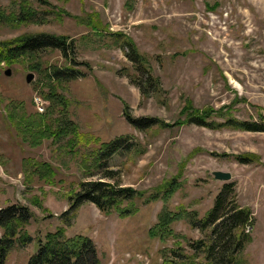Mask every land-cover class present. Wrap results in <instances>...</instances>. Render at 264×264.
I'll list each match as a JSON object with an SVG mask.
<instances>
[{"label":"rangeland","instance_id":"rangeland-1","mask_svg":"<svg viewBox=\"0 0 264 264\" xmlns=\"http://www.w3.org/2000/svg\"><path fill=\"white\" fill-rule=\"evenodd\" d=\"M26 6L31 20H12ZM39 33L65 37L66 56L43 48L0 63V208L21 205L32 215L22 227L32 240L15 243L3 264H25L37 240L58 228L65 238L89 237L98 264H160L161 248L189 256L195 253L189 244L203 241L208 231L189 218H202L227 182L234 201L254 218L241 256L245 264H264V132L172 124L186 103L212 110L214 122L225 116L257 121L259 112L264 117V0H0V41ZM124 39L158 88L140 92L147 73L126 56ZM53 68L60 72L52 74ZM36 96L42 111L33 105ZM126 116L170 126L137 129ZM63 121L72 131L61 128ZM43 128L46 136L39 138ZM120 136L130 148L97 167L100 144ZM41 162L50 165L52 183L33 172ZM105 170L113 179L103 177ZM214 170L230 178L216 180ZM173 176L180 185L166 202L123 201L135 209L125 217L104 214L90 202L70 206L68 199L85 181L147 195ZM161 207L182 214L164 242L148 235ZM201 256L195 264H202Z\"/></svg>","mask_w":264,"mask_h":264},{"label":"trees","instance_id":"trees-1","mask_svg":"<svg viewBox=\"0 0 264 264\" xmlns=\"http://www.w3.org/2000/svg\"><path fill=\"white\" fill-rule=\"evenodd\" d=\"M21 17H14L16 23L28 22L33 16V11L28 6L20 9ZM127 48L126 56L133 62L136 69L147 73V78L143 84L139 85L141 93H145L149 87L158 88V80L152 77L144 67L143 60L136 52L134 46L129 40L122 42ZM55 48L64 56L69 51L68 44L63 36L39 33L27 34L10 40L0 41V63L10 64L15 59L35 54L38 49ZM33 69L37 67L33 66ZM72 69V68H71ZM60 70L53 68L51 73L56 75ZM51 96H56L49 92ZM212 110L191 109L189 104H185L179 111L178 117L172 123L181 125L183 123L194 124L197 126L207 127L209 129H218L228 127L242 131L264 132V117L259 112L257 121L238 120L232 116L226 117L221 122H214L210 115ZM10 119L12 116H9ZM21 117V116H20ZM182 117V118H180ZM126 119L137 129H146L151 126L166 127L170 124L162 122L154 117H140L137 119ZM72 131L69 122L63 121L61 128ZM58 130L56 137L61 133ZM47 128L37 131L38 137L46 136ZM126 137H116L108 142L100 144L95 154L96 166H102L103 160L111 154L130 148ZM239 162H246V158L234 156ZM28 163V161L26 162ZM33 172L42 177L49 183H52L53 172L50 165L46 162L36 163L32 167ZM103 177L113 179L112 170H105ZM101 178V177H100ZM177 176L163 180L157 185L153 192L145 194V191L137 190L129 186H118L109 181H85L79 183L78 189L68 195L71 199L70 206L82 202L92 203L100 212L108 214L115 212L119 217H125L134 212V206H122L123 201L132 199H143L144 203L160 199L166 202L168 198L179 188L176 181ZM231 183H223L217 193L214 195L212 205L202 218H189L192 226L198 227L199 230H208L203 241H194L189 247L195 251L189 256L174 252L173 248H161L160 264H195L194 259L201 256L202 264H245L242 258L244 246L251 240L249 229L253 225L251 210L246 206H240L234 201L231 193ZM39 205V202H35ZM32 217L26 207L21 205H9L0 208V264L4 260L15 243L23 245L32 240V237L22 231V227ZM180 211H169L161 207L156 215V222L148 229L149 237H156L164 242L173 234L170 224L181 219ZM62 228L54 232H48L44 235L43 241L37 240L35 251L27 258L25 264H98L96 251L92 240L84 235H75L69 238L63 236ZM178 244V242H176ZM172 253L174 257H184V260L177 261L176 258H170L167 254ZM188 260H187V259Z\"/></svg>","mask_w":264,"mask_h":264},{"label":"water","instance_id":"water-1","mask_svg":"<svg viewBox=\"0 0 264 264\" xmlns=\"http://www.w3.org/2000/svg\"><path fill=\"white\" fill-rule=\"evenodd\" d=\"M3 74L8 75L9 69H5L3 71ZM31 78H32V74L27 73V74H25L24 80H25V82H29L31 80ZM211 173H212L213 178L216 180L226 181L230 178V174L228 172H224V171H220V170H214Z\"/></svg>","mask_w":264,"mask_h":264},{"label":"built area","instance_id":"built-area-1","mask_svg":"<svg viewBox=\"0 0 264 264\" xmlns=\"http://www.w3.org/2000/svg\"><path fill=\"white\" fill-rule=\"evenodd\" d=\"M33 105L37 111H42L43 106H42L40 98L38 96L33 97Z\"/></svg>","mask_w":264,"mask_h":264}]
</instances>
